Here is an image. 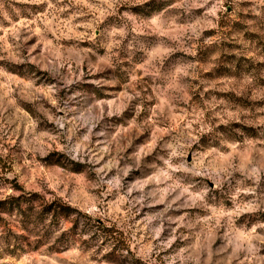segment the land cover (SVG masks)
Instances as JSON below:
<instances>
[{
    "label": "rangeland",
    "instance_id": "1",
    "mask_svg": "<svg viewBox=\"0 0 264 264\" xmlns=\"http://www.w3.org/2000/svg\"><path fill=\"white\" fill-rule=\"evenodd\" d=\"M0 264H264V0H0Z\"/></svg>",
    "mask_w": 264,
    "mask_h": 264
},
{
    "label": "trees",
    "instance_id": "2",
    "mask_svg": "<svg viewBox=\"0 0 264 264\" xmlns=\"http://www.w3.org/2000/svg\"><path fill=\"white\" fill-rule=\"evenodd\" d=\"M74 210H72L71 208H69L68 206L62 205V204H58L56 206H54L53 208L48 207L46 210V214H50L52 213V217L56 218V217H67L69 216V214H71Z\"/></svg>",
    "mask_w": 264,
    "mask_h": 264
}]
</instances>
